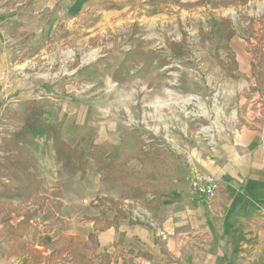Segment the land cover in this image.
Here are the masks:
<instances>
[{"label": "rangeland", "instance_id": "374dc122", "mask_svg": "<svg viewBox=\"0 0 264 264\" xmlns=\"http://www.w3.org/2000/svg\"><path fill=\"white\" fill-rule=\"evenodd\" d=\"M73 1L0 0V264L205 259L188 176L264 114V0ZM32 101L101 160L71 171L53 140L15 142Z\"/></svg>", "mask_w": 264, "mask_h": 264}, {"label": "crops", "instance_id": "0c3cea01", "mask_svg": "<svg viewBox=\"0 0 264 264\" xmlns=\"http://www.w3.org/2000/svg\"><path fill=\"white\" fill-rule=\"evenodd\" d=\"M88 1L74 0L69 12L76 15ZM262 104H258V114L264 112ZM229 130L227 133L221 128L219 137L224 140L212 147L216 157L204 161L205 173L212 174L220 183L216 198L186 210L185 221L192 227L202 222L198 218L202 212L210 215L203 220L209 231L204 251L207 256L193 264H226L228 252L230 264L240 260L264 264V253H252L253 250L243 259L238 257L240 245L264 246V114L259 116L256 126Z\"/></svg>", "mask_w": 264, "mask_h": 264}, {"label": "trees", "instance_id": "16d2710c", "mask_svg": "<svg viewBox=\"0 0 264 264\" xmlns=\"http://www.w3.org/2000/svg\"><path fill=\"white\" fill-rule=\"evenodd\" d=\"M23 126L19 129L15 136V142H21V140L29 139L37 136H45L48 140H53L54 147L57 151L58 159L62 160L64 166L71 171L84 170L87 167L93 166L91 159H95V164L102 158L99 147L98 151H90L88 155L84 156L82 150H77L75 147H71L65 140L62 139V133L60 131V124L50 123L43 119V111L39 103L30 102L25 116H23ZM105 164H109V158ZM112 164V163H110ZM104 166V165H103Z\"/></svg>", "mask_w": 264, "mask_h": 264}, {"label": "built area", "instance_id": "2783aa9c", "mask_svg": "<svg viewBox=\"0 0 264 264\" xmlns=\"http://www.w3.org/2000/svg\"><path fill=\"white\" fill-rule=\"evenodd\" d=\"M194 195L202 203L212 202L219 191L218 179L210 173L195 171L188 176Z\"/></svg>", "mask_w": 264, "mask_h": 264}]
</instances>
